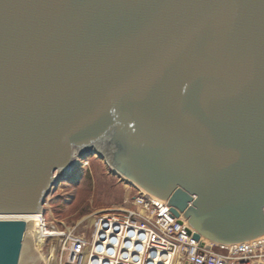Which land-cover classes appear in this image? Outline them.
I'll list each match as a JSON object with an SVG mask.
<instances>
[{"label": "water", "instance_id": "1", "mask_svg": "<svg viewBox=\"0 0 264 264\" xmlns=\"http://www.w3.org/2000/svg\"><path fill=\"white\" fill-rule=\"evenodd\" d=\"M90 155L196 241L264 238V0H0V264Z\"/></svg>", "mask_w": 264, "mask_h": 264}, {"label": "built area", "instance_id": "2", "mask_svg": "<svg viewBox=\"0 0 264 264\" xmlns=\"http://www.w3.org/2000/svg\"><path fill=\"white\" fill-rule=\"evenodd\" d=\"M139 190L124 213L98 216L90 238L57 230L46 242L61 239L63 264H264V238L233 246L196 241L168 202ZM43 222L56 229L45 215Z\"/></svg>", "mask_w": 264, "mask_h": 264}, {"label": "rangeland", "instance_id": "3", "mask_svg": "<svg viewBox=\"0 0 264 264\" xmlns=\"http://www.w3.org/2000/svg\"><path fill=\"white\" fill-rule=\"evenodd\" d=\"M75 163L69 177L57 178L44 215L55 230L90 238L98 216L124 213L140 190L97 155L77 157ZM60 240L53 238L40 247L35 236L27 239L21 264L65 263L66 253Z\"/></svg>", "mask_w": 264, "mask_h": 264}, {"label": "bare ground", "instance_id": "4", "mask_svg": "<svg viewBox=\"0 0 264 264\" xmlns=\"http://www.w3.org/2000/svg\"><path fill=\"white\" fill-rule=\"evenodd\" d=\"M71 171L72 170H69V173L65 178L70 176ZM43 217H44V213L41 211L40 213L35 214V215L14 216L12 218V219L23 220L27 223L28 228H27V233L25 235L24 243L27 242V239L32 238V236H35L36 243L40 247H42L45 244L46 240H48V238L59 236V232L57 230L53 228H51L50 230H48L47 228H44L45 226L43 222ZM203 243L207 245H211V243L208 241H203Z\"/></svg>", "mask_w": 264, "mask_h": 264}]
</instances>
